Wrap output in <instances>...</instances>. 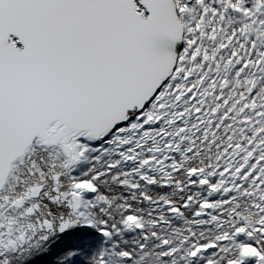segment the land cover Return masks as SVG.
<instances>
[{"label":"snow or ice","instance_id":"1","mask_svg":"<svg viewBox=\"0 0 264 264\" xmlns=\"http://www.w3.org/2000/svg\"><path fill=\"white\" fill-rule=\"evenodd\" d=\"M0 264H264V0H0Z\"/></svg>","mask_w":264,"mask_h":264}]
</instances>
